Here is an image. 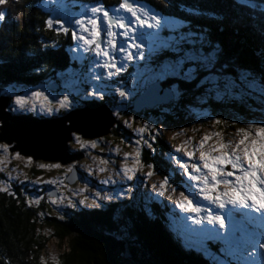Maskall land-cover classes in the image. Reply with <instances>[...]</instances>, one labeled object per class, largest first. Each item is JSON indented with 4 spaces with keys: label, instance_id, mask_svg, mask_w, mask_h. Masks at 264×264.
<instances>
[{
    "label": "trees",
    "instance_id": "trees-1",
    "mask_svg": "<svg viewBox=\"0 0 264 264\" xmlns=\"http://www.w3.org/2000/svg\"><path fill=\"white\" fill-rule=\"evenodd\" d=\"M136 1L144 2L159 14L169 15L171 11L173 17L178 20L183 19L186 24H191L193 30L204 34L206 44L203 51L208 53L214 48L219 49L216 68L223 69V75L235 77L239 72H249L258 82H264V12L260 11V5L264 4V0H254L257 4L255 9L237 5L234 0ZM120 2L121 0H66L65 2L6 0L4 5H0V11L6 14V20L0 22V90L11 83L18 89L27 90L34 87L35 83H50L60 72L85 74V65L90 63L89 60L71 56L74 44L71 31L73 28L65 34L56 30V24H53L52 28H46L44 21L52 17L59 5L71 6L72 17L77 18L83 11L81 9L83 5L97 4L112 9L118 7ZM185 8H194L202 13L199 12L198 17H193L183 11ZM205 10L216 14L215 17H211ZM162 35L166 40L173 34ZM166 52L167 50H164L157 58L158 67L173 64L183 56ZM189 67L198 68L196 65L186 63L179 76L183 77V73ZM23 71L24 73L21 74ZM129 75L130 73L125 71L113 80L115 83L112 81L111 84L125 87ZM206 75H208L206 71L198 68L190 84H183L184 82L174 84L176 81L170 78L161 80V83L164 88L171 89L172 92L173 87H178L183 95L178 97L175 93L177 96L173 98L171 104L176 103L182 109L189 103L187 98H194L197 95L204 98V103L210 107L212 118L217 117L221 111H226L237 115L235 119L242 124L246 118H255L257 111H263L261 109L264 107L261 108L259 102L253 101L247 96L248 93L239 90H234L232 95L219 97L220 101L216 100L217 93L208 91L211 85L200 86V81ZM94 84L108 89L110 81H95ZM83 86L88 90V86L85 84ZM145 87L138 93H129L125 100L118 95L108 93V90L103 94L104 99L89 101L91 106L105 102L112 113H118L113 115L115 125L108 135L100 138L84 139L79 135L85 144L84 148L75 142L72 135V141L68 145L74 149L73 153L76 155L85 153L90 156L93 150H96L99 152L98 156L107 157L109 155L106 153V146L109 142L123 139L127 142H137L138 138L134 137L136 134L125 127L122 120L123 114L131 116L132 113H137L132 108ZM61 92L60 89L53 93L61 94ZM260 99L264 102V98L260 97ZM82 102L88 105L86 101L78 99L75 102L78 106L75 104L74 106L81 107ZM74 106L72 105V108ZM163 106L170 105H158L153 109H146L147 112L144 111V114L161 116L160 110ZM14 110L13 107L10 109L11 112ZM65 112L66 110L58 111L59 114ZM162 115L159 122L175 121L170 115ZM229 123L231 126L235 124ZM228 130L233 128L230 127ZM92 142H95V148L89 146ZM162 144L161 139L157 142L155 140L152 144V150L158 154H149L145 146V149L141 150L143 163L151 164L152 169L160 175L167 173L174 177L173 183L176 185L179 180L164 160L165 149ZM85 161L87 160L82 159L78 163ZM30 164L32 166L24 179L32 178L36 183L20 182L14 177L9 180L6 176H2L1 180L0 176V181L4 182L2 186L13 193L8 195L7 192H0V264H41V261H44V264H209V260H206L202 254L186 249L175 229L171 226L167 227L171 215L164 204L153 200L142 203L143 198H141L137 205H133L127 198L124 200L116 198L101 203L98 208L79 205V200L83 199L79 189H83L85 184L98 185L97 179L92 177L94 172L89 175L90 171L86 169L90 167L89 165L78 167L79 164L74 162L67 166L60 164L59 171L62 172L58 173L57 168L51 166L59 163H42L31 159ZM40 165L44 167L41 168ZM74 165L81 172L82 178L73 185H68L65 183L67 169ZM56 174H59V177ZM42 179L53 182L63 181V183L41 184ZM66 187L67 190L64 191ZM47 190L53 191L46 193ZM63 195L75 207L69 208L68 205L61 207ZM33 198H39V203H31ZM53 198L57 200L58 206L50 202ZM52 239L67 244L68 251L62 250L54 260H46L43 254ZM117 242L126 243L129 257L124 256ZM208 246L212 249L216 248L215 252L217 249L219 251L222 249L220 243L209 242Z\"/></svg>",
    "mask_w": 264,
    "mask_h": 264
},
{
    "label": "snow or ice",
    "instance_id": "snow-or-ice-1",
    "mask_svg": "<svg viewBox=\"0 0 264 264\" xmlns=\"http://www.w3.org/2000/svg\"><path fill=\"white\" fill-rule=\"evenodd\" d=\"M5 3L6 0H0V5ZM234 3L252 9L257 7L254 0H234ZM121 10L128 15V19L118 14ZM183 11L193 17L200 15L199 11L194 8H185ZM260 11L264 12V4L260 5ZM114 12L116 14H110L105 6L94 5L88 9V13L83 14L80 18H75L74 21L72 19L61 21L57 18H50L44 21V25L46 28H52L53 24H56L58 32L62 31L67 34L74 22L76 27L71 29L74 42L72 51L79 49L84 53L94 54L97 66L104 69L109 79L124 71L128 66L124 61L145 59L142 45H145L146 41H150L145 45L148 48L147 55L149 57L156 51L157 46L184 53L173 64L165 65L158 78L162 79L165 75H179L183 66L190 63L208 73L200 81V86L211 85L208 91H215L218 98L223 95H232L234 90L258 94L264 98V82H258L249 72H239L235 77H228L223 75V69L216 68L219 49L214 48L205 53L203 49L206 44V36L193 30L190 23L186 24L183 19L170 22L158 16L154 11L136 3V0H121ZM5 20V12L0 11V22ZM164 28H168L178 35L170 36L166 41H160L159 32ZM145 29L147 32L143 31ZM182 29H186V31H182ZM133 34L135 38H133ZM117 35L128 40L127 50H125L123 43L119 46L121 52L119 58L111 55L117 49L115 42ZM102 37H106L103 44L101 43ZM185 44L190 46L187 51L182 47ZM209 47H211L210 44ZM101 57L103 62H101ZM117 59L120 60L119 64ZM198 68L189 67L183 73V78L194 79V74ZM101 75V73H93L96 79H100ZM93 87L96 88L97 93L102 92L98 86L94 85ZM117 94L122 100L128 98L125 91L117 89ZM94 95L96 99H104L102 94L97 95L92 91L88 92L89 97ZM12 103L20 111L35 114L39 110L41 114L47 115H52L54 110H68L72 107L69 95L64 94L58 102H53L43 90H30V95L17 94ZM117 114L113 113V115ZM213 123L219 125L227 123V121L217 119ZM147 130L148 125H144L136 129V134L141 135ZM158 134L157 132L156 135ZM216 135L219 136V134ZM237 135L240 138L234 144L218 140L216 144L206 148L211 136L205 135L196 145H192L189 140L184 146L176 147L174 152L183 151V158L172 155L170 159L181 170L183 179L178 184L172 185L170 184L172 176L166 175L159 184L156 195L164 197L169 188H171L172 193L179 191L180 196L175 201V208L182 213H190L191 224L197 226L208 224L211 226L208 228L197 227L190 229V231L203 237V240L199 242L200 250L205 252L213 264H264V119L248 121L245 127L237 130ZM73 138L81 148L85 147L79 135L73 133ZM150 141H146L149 148L155 142V135L150 137ZM136 143L140 144L141 141L138 140ZM89 146L95 148L96 144L92 142ZM0 150L4 154H8L9 145L0 144ZM197 153L198 157L196 156ZM15 158L19 159V154H16ZM123 159L129 160L128 155L126 154ZM131 161L132 167L129 168L122 164L119 170L125 181L134 180L137 172L144 167L139 149L131 157ZM0 163L3 161L0 160ZM101 163H105V161H101ZM40 167L43 168L44 165H40ZM51 167L58 169L61 165L56 164ZM147 167L149 171L145 174L144 182L153 175L151 170L153 166L149 164ZM3 170L0 168V171ZM67 171L71 173L73 168L69 167ZM89 175L92 173L89 172ZM8 179L13 178L9 176ZM3 183L0 181V192H7L8 195H12L13 193L8 188L2 186ZM47 183L62 184L63 181H48ZM101 183L106 182L102 181ZM153 188H156V185H153ZM80 191L83 192L85 189ZM132 191L131 187H125L121 195ZM93 196L95 199L89 205L91 207L101 206L95 202L97 200L107 201L114 198L109 194L100 196L93 193ZM193 197H197L206 205L218 209L219 213H213L210 207L197 203ZM167 198L172 201L171 194ZM50 202L57 205L55 198L51 199ZM31 203L38 204L39 198H33ZM79 203L83 205L85 200L82 199ZM68 207H75V205L70 201ZM226 209L229 211L226 212ZM225 219L229 222V230L227 231L225 230ZM207 240L221 241L224 244L221 249L224 258L217 257L208 251L204 243ZM41 264H44V261H41Z\"/></svg>",
    "mask_w": 264,
    "mask_h": 264
},
{
    "label": "rangeland",
    "instance_id": "rangeland-1",
    "mask_svg": "<svg viewBox=\"0 0 264 264\" xmlns=\"http://www.w3.org/2000/svg\"><path fill=\"white\" fill-rule=\"evenodd\" d=\"M140 5H142L144 8H146L145 5H143V4H140ZM89 8L90 7L84 8V10H83L84 12L78 18H80L83 14L88 13ZM117 8L118 7H114L112 9L109 8V10L108 9H106V10H108V12L110 14L114 15V14H116L114 12V9H117ZM118 14L121 16H124L126 19L129 18L128 15L126 13H124L122 10ZM143 31L147 32V29H145ZM168 31H170L168 28H164L163 30H161L159 32V34L160 33L163 34L164 32H168ZM133 38H135L134 34H133ZM105 39H106V37L101 38L102 44H103ZM159 39H160V41H166L168 38L165 40L164 37H161V38L159 37ZM115 42L117 44V49L115 51H113L111 53V55L119 58L121 56L119 46L121 45V43H123L125 50H127L128 40H126L123 36L117 35L115 37ZM137 43H139V41H137ZM147 43H150V41H146L145 45ZM145 45H142V47L144 48V53H145L146 58L141 59V60H133L130 62L124 61V63H126L128 66L124 69L123 72H120L119 74L114 75L111 79L108 78L107 73L104 71L103 68H100L97 66L96 57L94 54L84 53L79 49L77 51H74L76 57L84 58L86 60H89V62H90L89 64L86 65V69L84 70V72L87 73V74H85L86 77H84L85 80L88 81V79H93L92 81H96V82L108 80V81H110V85L108 87L109 92L107 89L99 87L102 90V92L97 93L96 88L91 87V83L88 86L89 89L86 91L79 92L78 91L79 89H73L72 90L71 88H73L75 86L79 87L82 84H84V83H81L78 76H76V78H72V80H70L68 82V85H67L68 88L67 89H69V90H68V92H66L64 94L72 96V98H70V101L72 103H75L76 100H78V99L84 100L87 98H91V99H89L90 101L97 100L96 98H93V97H95V95L92 97L88 96L89 91H92V92L96 93L97 95L98 94L103 95V94H106L108 92V93L116 96V95H118L117 89H116L115 85L111 86V83L114 79H117L119 77V75H122L123 73H125V71H128L130 73V75L127 79L125 87H122V90H120V91H125L127 97L129 96L128 95L129 91H130V93H138V92H140L141 88H143L147 85V83L160 80L161 78H158L159 73H157L154 70L155 68H157V66H155L153 68V65H154L153 62L155 61L156 58H158V56L162 53L163 49H165V48L157 46L156 51L149 57L147 55L148 54V48ZM182 47L184 48L185 51L189 50V45H187V44L183 45ZM160 51H161V53H159ZM173 52L180 56L181 52H179V53L175 52V51H173ZM101 62H103L102 57H101ZM117 63L118 64L120 63L119 59H117ZM160 68L162 69L163 67H160ZM93 73H101L102 75H101L100 79H96L93 76ZM167 78L168 79L170 78V79H173L174 81H176V83H174V84H178V83H182V82H184L183 84H190L189 83L190 80L184 79L183 77H180L179 75H165L161 80H163V79L165 80ZM113 83H115V82L113 81ZM129 84H130V89H129ZM14 86H15V84L9 86L10 88L8 91L11 94L12 99H14V96L17 94H21V95L22 94H28V95H30V91L27 93H24V92L21 93V92H19L18 88H14ZM34 90H43V91H45L46 95H49V97L51 96L47 92V89H45V88H38V89L36 88ZM69 91H71V92H69ZM173 92H174L173 94L175 95V97L177 96L175 93L178 94V97H181V95H183L182 92L178 90V87H173ZM64 94H62V93H61V95L55 94V98L59 100V98H62V95H64ZM255 95H258V94H255ZM216 98H217L216 100L220 101V98H218L217 96H216ZM187 99H188L189 103L187 105H185V107H183V109L179 105H176V103H175V105L170 103L169 107L163 106V108H161V110L159 109L162 112V114L170 115L173 118H175V121L172 123L159 122L161 117L163 116L162 114H161V116H153L152 114L145 115L144 111L147 112L146 109H143L140 112H137L134 114L132 113L131 116H129V115L125 116L123 114V116H124V117L122 116L123 117V120H122L123 125L125 127H127L129 130H132L134 134H136V129L143 127L144 125H148L147 131H145L141 135L136 134V136H134V137H137L139 141H141L140 144H137L136 142H129V141L127 142L125 139L120 140V141L119 140H113V141H111V143L109 142L106 146V149H107L106 153L109 156L100 157V156H98L99 152L96 150H93L94 152H92V154H90V156H88V158H86V157L83 158V160L86 159L87 161L79 164L78 162L82 161V157L80 155H77L76 159H74L73 162L79 164V165H77L78 167L79 166L81 167V165H85V164L89 165L90 167H86V169L88 171H90L92 174L94 172L92 177L94 179H97V182H98L97 186H93V185L91 186L90 184H85L84 185L85 187H83V189H85V191H83V192H81L80 191L81 189H79L80 194L83 195V199L84 200L88 199L87 202H85L83 204V206L91 207L89 205L95 199V197L93 196V193H96L97 195H100V196H103L105 194H109V195H112L114 197L113 199L118 198V200H124L127 198L129 203L131 202L133 205H137L138 201L141 198H143V199H141L142 203H143V201L148 203L152 200L160 202L161 204H164V206L169 209L171 216L176 217L174 219V221L171 218H169L170 222L167 225V227L171 226L172 228L175 229L177 234L180 236V240L184 244V247L189 249L190 251L195 250L196 252L207 257L205 252L200 250V243L199 242L201 240H203V237L201 235H197V234L191 232L190 229L197 228V227L208 228L211 226L208 224H204L201 226L193 225V224H191V220L189 219V217L191 216L190 213H182V212H180L179 209L175 208V201L180 196L179 191L172 193L171 188H169L166 191V194L164 197H159L156 195V191L159 188V184L165 179V176L167 175V173H163L160 175L155 170L151 169L153 171V175L151 177H148L146 179V182H144L145 174L149 171V168L144 163H143L144 167L137 172L136 178H134V180H132V181H125L123 178V174L120 173V171H119L122 164L129 167V168L132 167L131 157L135 155L136 150L139 149L141 152V150H143V148L145 149V146H147L146 141L151 142L150 137L155 135L156 142L158 139H161V141L163 143L162 145L165 149L164 155H163L164 160L167 162V164L169 165V169L172 171V173H174V175L178 178V180L180 182L183 179L182 174H181V170L170 159V156H172V155H176V156L183 158V151L180 153L174 152V149L176 147L184 146L185 143L189 140L191 141L192 145H196L200 141V139L205 135L211 136V139L208 141L206 148L208 146L216 144L218 142V140H222L225 143L234 144L240 138L237 135V130L239 128L245 127L246 123L248 121H253V120L259 121V120L263 119L260 116L256 115L255 118H246L243 121V123L240 124L241 122L239 123L235 119V118H237V115H233V113L226 112V111H221L217 117L212 118V117H210V115H211L210 114V107L204 103V101H205L204 98L197 95L194 98H187ZM123 100H125V99H123ZM12 107H13V104H12ZM170 107L171 108L173 107V108L170 109ZM148 109H150V108H148ZM19 111L20 110L17 109L16 112H19ZM20 112L23 113L24 111H20ZM24 113L31 114L34 116H36V115L38 116L40 114L39 110H37V112L35 114H33L32 112H24ZM262 113L264 114V111H262ZM217 119H219L221 121H227V123H221L219 125L214 124L213 121L217 120ZM240 121H242V120H240ZM126 122H127V126H126ZM229 122H232V124H234V123L235 124L231 126V124ZM229 126L232 127L233 130H228L230 128ZM157 132L159 133L158 135H156ZM216 134H219V136H217ZM16 144H17V141H12L10 144H7V145H9V153L8 154H4L2 152V150H0V160L3 161V163H0V168L4 169L3 171H0L1 180H2V176L3 177L6 176V178L11 176V177L18 179L20 182L34 183L35 182L34 180H30V181L22 180L28 176L29 169L32 165L30 164L31 159L29 161V158L24 157L20 154H19V156H20L19 159L15 158L17 151L12 150V149L15 147ZM67 147H68L67 148L68 151L73 149L71 146H67ZM104 149H105V147H104ZM146 149L148 150L149 154H158L155 150H152V147L149 148L147 146ZM126 154L129 157V160H127V161H125L123 159ZM196 156L198 157V153L196 154ZM141 160H142V162L144 160L142 154H141ZM101 161H105V163H101ZM73 162H70L67 165H71ZM32 164L35 165V163H32ZM1 165H4V166H1ZM59 169L60 168L56 169V172L59 171ZM101 169H103V170L101 171ZM60 172H62V171H59L58 173H60ZM56 175L58 176L59 174H56ZM94 175L97 177H95ZM167 176H169V175H167ZM55 178H56V176H54V179ZM49 179H52V178H49ZM58 179H60V178H58ZM173 180H174V177H172V179L170 180V184L175 185L173 183ZM102 181H105L106 183H101ZM47 182H48V180L42 179L40 183L44 184ZM14 183H16V181H14ZM153 185H156V188H153ZM125 187H131L133 189V191L131 193H124L123 195H121V193L124 191ZM66 190H67V187L64 191H66ZM170 194L172 195V201H169L167 198L168 195H170ZM85 197H87V199H85ZM193 198L196 199L197 203H199L203 206H208L205 204V202L200 201L197 197H193ZM80 200H79V202H80ZM109 201L110 200L105 201V200L101 199V200H97L95 202L100 205L103 202L105 203V202H109ZM68 203H69L68 199H66L65 196L63 195V204H60V206L64 208L65 206L68 205ZM79 205H80V203H79ZM208 207H210V210L213 213H219L218 209L213 208L211 206H208ZM225 211L227 212V211H229V209H226ZM226 223H229L227 219H225V230L227 231V230H229V227L227 226ZM207 242L208 243L209 242H211V243L219 242L220 244H222V246H224V244L221 241H212V240L204 241L205 244H207ZM117 243L120 244V242H117ZM124 245H126V243H124ZM208 249H210V248H208ZM62 250L68 251L67 244H62L58 240L52 239L47 244V248L43 254V258H45L46 260H54L58 256V254H60L62 252ZM256 251H259V250H256ZM210 253L213 254L212 251ZM215 256H217V255H215ZM125 257L127 258L128 255H125ZM221 258H224V257H221ZM207 259H208V257H207ZM208 260H209V264L213 263L210 259H208Z\"/></svg>",
    "mask_w": 264,
    "mask_h": 264
},
{
    "label": "water",
    "instance_id": "water-1",
    "mask_svg": "<svg viewBox=\"0 0 264 264\" xmlns=\"http://www.w3.org/2000/svg\"><path fill=\"white\" fill-rule=\"evenodd\" d=\"M173 98L171 89L164 88L160 81H156L143 90L132 110L140 112L143 109H153L158 105H168ZM7 107V99L0 97V143L7 145L17 141L12 150H16L32 161L67 165L76 159V156L68 153L67 149L68 143L72 141L73 133L84 139H96L108 135L115 124L107 106L94 110L76 109L52 120L12 115L6 112ZM261 110L264 111V109ZM256 115L264 118L262 111H257ZM9 127H11L10 130H8ZM81 178V172L74 167L73 171L66 176L65 183L73 185ZM118 245L124 252V256L129 257L128 246Z\"/></svg>",
    "mask_w": 264,
    "mask_h": 264
},
{
    "label": "flooded vegetation",
    "instance_id": "flooded-vegetation-1",
    "mask_svg": "<svg viewBox=\"0 0 264 264\" xmlns=\"http://www.w3.org/2000/svg\"><path fill=\"white\" fill-rule=\"evenodd\" d=\"M72 147V146H71ZM73 151H74V149H72V150H69V153H71V154H74L73 153ZM77 155H80L81 157H82V159L84 158V157H86L87 155L85 154V153H79V154H77ZM76 154H74V156H77ZM88 157V156H87ZM72 167H75V165L74 166H72Z\"/></svg>",
    "mask_w": 264,
    "mask_h": 264
},
{
    "label": "bare ground",
    "instance_id": "bare-ground-1",
    "mask_svg": "<svg viewBox=\"0 0 264 264\" xmlns=\"http://www.w3.org/2000/svg\"><path fill=\"white\" fill-rule=\"evenodd\" d=\"M98 107H101V105H98ZM10 128H11V127H9V129H8V130H10ZM11 136H12V135H11Z\"/></svg>",
    "mask_w": 264,
    "mask_h": 264
}]
</instances>
